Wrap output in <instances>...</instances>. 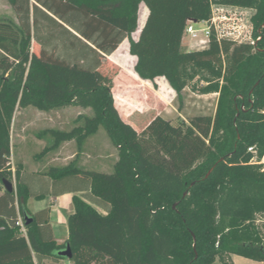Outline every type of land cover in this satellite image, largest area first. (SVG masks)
<instances>
[{
	"label": "trees",
	"instance_id": "obj_1",
	"mask_svg": "<svg viewBox=\"0 0 264 264\" xmlns=\"http://www.w3.org/2000/svg\"><path fill=\"white\" fill-rule=\"evenodd\" d=\"M8 1L17 23L0 18V181L14 178L16 190L0 197V264H63L66 244L72 264H233L232 254L264 261L255 224L264 215V0ZM212 3L253 9L255 44L211 36L203 48L182 49L187 20L209 18ZM141 4L147 15L133 39ZM125 38L140 79L155 87L164 77L178 95L189 83L218 92L214 113L184 127L159 115L140 132L125 124L98 70ZM28 106L92 112L67 131L44 129L47 149L72 139L80 148L102 127L117 150L109 172L75 159L44 172L84 190L72 196L65 244L54 238L49 209L26 207L20 168H10L13 114Z\"/></svg>",
	"mask_w": 264,
	"mask_h": 264
},
{
	"label": "rangeland",
	"instance_id": "obj_2",
	"mask_svg": "<svg viewBox=\"0 0 264 264\" xmlns=\"http://www.w3.org/2000/svg\"><path fill=\"white\" fill-rule=\"evenodd\" d=\"M147 15L146 7L141 4L138 16V25L136 31L131 34V38L135 39L141 29ZM0 18L11 19L17 23V19L13 9L10 6L8 0H0ZM193 43L184 35L182 39V49H195ZM31 50L37 52L38 45L32 42ZM135 57L129 52V41L125 38L119 46L108 56H104L102 64L99 67L101 74L109 78L112 82V94L113 105L120 117V119L127 125H129L134 131L140 132L141 124L136 127L131 126L127 122V119L142 117L141 113L147 112L149 118H152L158 112L160 116L169 117L172 126L184 127L188 119L195 115L210 114L212 115L216 108L218 92H205L198 93L192 91V84L186 85L181 94L178 95L173 89L168 88V83L164 78H157L158 83L149 85H137L130 81V76L133 72V66L135 64ZM129 76V77H128ZM153 86V89H152ZM146 109V111L144 110ZM80 114L90 115L92 112L89 108L81 109L78 106H67L59 109H51L49 111H41L28 106L25 108L17 109L12 118V130L10 129V136L12 143L15 146H21L24 143H28L33 139V134L44 135L43 141L45 146L42 150V143L38 144L32 151L38 154H47L50 151L48 146L52 143L50 135L45 134L43 130L46 127H51L59 130H69L75 126L77 117ZM165 117H163L165 119ZM143 118V117H142ZM147 118V117H146ZM142 120V119H141ZM69 143L62 142L63 148L59 152L58 156H72L67 161H53V163L66 164L69 160H81V157L85 159H91L88 162H94L93 156L99 160L94 162L100 166L101 171L109 172L112 170L113 161L117 158V150L115 146L109 140L105 130L99 127L93 134V137L88 142H83L79 148L75 140H67ZM86 141V140H85ZM30 145V144H29ZM85 151V154L81 153ZM47 152V153H46ZM89 152V153H86ZM27 153V150H26ZM51 153V152H50ZM96 153V155H94ZM90 154V158H88ZM52 157L55 155L51 153ZM51 155H48L50 157ZM264 166V161H261ZM98 163V164H97ZM90 164V163H88ZM259 234L264 242V215H258L255 221ZM241 259H245L241 256H236ZM63 264H72L68 259H64ZM213 264H222L219 260H216Z\"/></svg>",
	"mask_w": 264,
	"mask_h": 264
},
{
	"label": "crops",
	"instance_id": "obj_3",
	"mask_svg": "<svg viewBox=\"0 0 264 264\" xmlns=\"http://www.w3.org/2000/svg\"><path fill=\"white\" fill-rule=\"evenodd\" d=\"M99 70V68H98ZM129 77V76H128ZM130 81L134 84L140 85V83H143V85H148L147 90H149V85H153V83L150 80H143L140 79L134 72L133 74L129 77ZM157 78H162L161 76L156 77L154 79V83H158ZM164 78V77H163ZM165 80V78H164ZM166 81V80H165ZM167 82V81H166ZM154 86V85H153ZM152 86V89H153ZM169 89H172L170 86H168ZM34 108V107H33ZM81 108V107H80ZM36 109V108H35ZM85 109V108H81ZM87 109V108H86ZM146 111V109H144ZM80 114V113H79ZM147 112H142L141 117L138 120L137 118H130L129 120L127 119V122L131 124V126L136 127L139 124H141V129L140 131L155 117V116H160V113L158 112L155 114L152 118H149L147 116ZM147 117V118H146ZM165 117V116H163ZM149 118V119H148ZM142 119V120H141ZM148 119V121H147ZM166 120L170 121L169 117H165ZM13 124V123H12ZM11 124V128H12ZM48 127L45 126V129ZM51 128V127H49ZM12 130V129H11ZM33 139L28 143H24L21 146H15L12 143L11 136H10V168L12 172H14V167L19 166L20 168V174L22 177V182L27 186V189L29 191L30 196L26 200V207L29 209L31 213H36L44 209H49L48 212V218H49V223L52 228V232L54 235V238L58 244H65L67 236H68V229H67V216L72 212V196L74 194H82L84 190H80L78 188L77 191H72L74 188L73 182L71 183L72 186L69 184V182H57L54 183L53 180L48 177L44 172L49 166H64L71 162L72 160H69L68 162H63L66 164H58V163H53V161L61 160V161H67V159H71L72 156L70 155H64V156H58L59 152L63 148L62 144H60L58 147L54 149H49V153L47 154H38L40 150H42L45 146V142L42 140L44 135H42L40 132L37 134H33ZM93 135L88 137L85 141L88 142ZM70 141H65L64 143H69ZM42 143V147L40 150L37 152H33L32 149L35 148L38 144ZM27 150V153H26ZM54 152L55 155H51V153ZM81 153L85 154V151H82ZM89 153V152H86ZM48 155H51L48 157ZM96 155V153H94ZM98 155V154H97ZM96 155V156H97ZM90 154L88 158H90ZM93 159L95 160L94 162H99L97 157L95 158L93 156ZM91 159H85L81 157V160H78L77 164V159H76V164L79 168L86 169V170H93V171H101L99 164H91L94 162H88ZM116 160V158H115ZM114 160V161H115ZM264 161V157L262 159ZM113 161V162H114ZM90 163V164H88ZM73 181V180H71ZM13 185V190H16V182L14 178L10 181ZM76 183V181H74ZM76 188V187H75ZM5 190L8 191L3 184V180L0 181V197L3 201L6 199ZM36 195H44L42 198H36ZM10 204V203H9ZM14 207L17 210L18 208V203H14ZM19 220L21 218L19 217ZM21 232V231H20ZM22 233V232H21ZM24 234V233H22ZM235 255L232 254L230 255V259L233 264H264V261H256L252 259H241L238 258ZM242 257V256H241ZM245 258V257H244ZM64 261V260H63ZM62 261V262H63ZM70 261V260H68Z\"/></svg>",
	"mask_w": 264,
	"mask_h": 264
},
{
	"label": "built area",
	"instance_id": "obj_4",
	"mask_svg": "<svg viewBox=\"0 0 264 264\" xmlns=\"http://www.w3.org/2000/svg\"><path fill=\"white\" fill-rule=\"evenodd\" d=\"M210 16L204 20L188 19L184 35L197 48L205 47L213 36L217 41L230 40L236 43L255 44L253 24L251 21L254 10L229 4L210 5ZM252 151V148H248ZM263 159V158H262ZM261 159V161H263ZM20 231L25 234L22 220H18Z\"/></svg>",
	"mask_w": 264,
	"mask_h": 264
},
{
	"label": "water",
	"instance_id": "obj_5",
	"mask_svg": "<svg viewBox=\"0 0 264 264\" xmlns=\"http://www.w3.org/2000/svg\"><path fill=\"white\" fill-rule=\"evenodd\" d=\"M3 184H4V187L9 192H11L13 190V185L10 181L3 179ZM58 254L65 257L66 259L70 260L72 257V252H71L70 246L68 244H66L65 248L58 251Z\"/></svg>",
	"mask_w": 264,
	"mask_h": 264
}]
</instances>
